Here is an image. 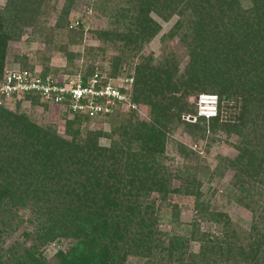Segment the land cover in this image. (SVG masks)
I'll return each mask as SVG.
<instances>
[{
  "label": "trees",
  "instance_id": "1",
  "mask_svg": "<svg viewBox=\"0 0 264 264\" xmlns=\"http://www.w3.org/2000/svg\"><path fill=\"white\" fill-rule=\"evenodd\" d=\"M72 1L48 28L41 19L47 0H5L0 8V84L8 44L19 43L26 33L28 47L36 41L44 44V51H37L42 63L52 51L69 63L77 59L79 53L69 51V46L77 36L82 38L83 25L78 19L74 28L68 21ZM241 1L102 0L111 25L95 32L101 46L87 50L104 57L103 45L113 46L118 53L108 69L91 64L84 71L77 66L57 71L43 65L37 71L25 55H14L20 68L41 76L81 72L85 81L95 71L112 78L125 72L133 78L125 92L128 101L149 106L150 119H141L135 109L123 113L120 104L112 113L96 117L66 110L72 118L66 119L65 134L60 135L55 126L41 125L19 110L23 101L47 105L39 103V97L12 99L16 111L3 100L0 238L21 229L23 239L7 249L0 247V264H124L131 255L145 259V264H264V0H247V6ZM152 15L163 21L177 17L160 42L178 38L188 57L182 71L173 52L158 59L151 53L142 55L161 29ZM58 32H65L67 41H57ZM85 54L87 58L89 53ZM200 94L217 97V116L196 117L195 101L190 103L189 98ZM187 115L195 116V122L182 119ZM105 119L109 133L84 126ZM179 126L194 139L220 132L235 135L237 154L222 158L210 170L199 164L194 151L176 142V154L184 162L167 165L169 133ZM103 136L111 140L109 146L99 144ZM225 170L233 171L230 190L256 215L247 231L235 229L229 216L219 212L213 219L222 226L220 236L195 237L196 232L188 238L175 229L172 233L160 229L162 207L172 194L208 204L204 179L210 184ZM207 209L197 203L201 218ZM177 216L173 205L169 222ZM191 240L200 242L198 253L191 251ZM62 241H69L66 250L56 251L47 261V246Z\"/></svg>",
  "mask_w": 264,
  "mask_h": 264
},
{
  "label": "rangeland",
  "instance_id": "2",
  "mask_svg": "<svg viewBox=\"0 0 264 264\" xmlns=\"http://www.w3.org/2000/svg\"><path fill=\"white\" fill-rule=\"evenodd\" d=\"M68 0H47V8H46V16L41 17L43 21H45L46 27H53L55 23H57V18L63 9L64 5ZM101 1V2H100ZM242 5L247 6L248 1L242 0ZM102 0H73L72 7L70 8L68 21L74 27L77 28L76 20L80 19L83 25L82 38L80 39L78 36L75 38L76 43L71 44L69 46V51L72 53H79L77 59L71 61L69 63L66 57L58 53L56 51H52L49 55H47L48 61L45 59V63H42L39 60V57L43 58L42 54H38L37 51H44V44L39 41L34 42L32 46H27L24 40L27 39V33L23 34L21 37V41L19 43H9L8 51L5 60V67L7 69L13 67H20L18 62H16L14 55H18L22 57L25 55L26 61L30 63V65H35L36 70L39 71L40 68L44 67L43 65L54 69V70H70L74 69L77 66L78 71H84L89 65H93L95 67H99L97 69H108L111 58L117 55V50L111 46L110 44L103 45L105 48V56L101 57L97 51L89 52L87 49L89 47L101 46V42L98 41L97 36L95 34L98 30L106 29L111 25L110 19L107 14H104V7L101 5ZM5 4V0H0V8ZM153 19L160 25L161 29L158 35H156L148 44L143 47L142 55H149L150 53L153 55L155 59H158L163 53L173 52L176 55L179 62L180 71L183 70L185 64L188 61V57L185 54V49L183 45L179 42L177 37H173L171 39H167L163 44L160 42L161 37L166 35L173 23L177 19V17H173L169 21H163L159 17L152 15ZM78 31V30H76ZM67 33V32H66ZM57 41H67V37L65 32H58L55 36ZM88 51V52H87ZM87 55L86 58V54ZM42 63V65L40 63ZM74 66V67H73ZM133 69V67L131 66ZM129 70L130 68H125ZM70 73H59V77L63 76H76L80 75L81 72H77L74 74ZM125 75V72H124ZM122 75V76H124ZM198 96H193L189 98V102L191 103L193 100L195 101V105L197 107ZM39 103L43 104L44 102L40 99ZM47 104V103H46ZM10 110L16 111L17 107L15 102L6 101V104ZM45 105V104H43ZM37 104L33 106L30 101H23L20 103L19 110L25 111L34 121L41 125H52L55 126L57 132L60 135L65 134V121L66 119H71L72 116L66 112L64 109H58L54 106ZM198 108V107H197ZM128 107L123 105L122 112L127 110ZM140 116L141 119L149 120L150 119V109L149 106L146 105H136V109L134 110ZM226 114V113H224ZM229 114V113H227ZM186 117H191L190 115L182 116V119L187 122H195L188 121ZM85 127L91 130L102 131L103 133L110 132V126L107 119L96 122H89L84 124ZM212 139V140H210ZM237 138L235 135H231L227 137L224 133H218L215 136L207 135L203 139H194L190 137L181 126L176 128L174 131L169 133V144L167 147L166 155L168 159H166L165 163L167 165L176 164L181 165L184 160L176 154L174 143L179 142L187 146L190 150L194 151L196 155L200 157L199 164L208 166L210 170H213L218 163H220L222 158H233L237 154L234 146L236 144ZM111 140L106 136H103L99 140V144L102 146H109ZM170 158V159H169ZM174 160H171V159ZM190 165H195L194 162H188ZM233 171L225 170L220 171V175L216 176L212 183H206V179H204L202 191L204 192V199L209 201L208 204L204 203L202 199L200 201L203 203L204 207L208 205L207 214L205 215V219L201 218L197 214V202L194 196H187L184 194H172L167 204L162 207L161 211V219H160V229L164 232H173L180 233L181 235H185L190 238L191 235L198 237L200 235H208V234H218L221 235V225L216 224L213 219V213L219 212L229 216L232 224L235 229L241 232L247 231L251 224V219L253 217V212H251L247 206H244L245 203L241 202L240 195L235 197V190L232 192L230 190L233 178ZM174 186H178L179 182L174 181ZM212 191H215V194H211ZM153 198L157 196L155 194L152 195ZM176 205V211H178V216L176 217V221L174 223L169 222L170 220V211L172 206ZM256 217V215L254 214ZM22 230L19 229L17 232L12 234L7 238H0V247L2 249H7L9 246L13 245L14 241L21 240L22 241ZM30 242L27 243L29 245ZM67 244L69 241H62V243H58L56 245L50 244L47 246L45 250L46 260L50 261L53 259V255L56 251L61 250L64 251L67 248ZM191 247V251L194 253H198L200 251V242H196L191 240L189 243ZM145 259H141L136 256H129L124 264H145Z\"/></svg>",
  "mask_w": 264,
  "mask_h": 264
},
{
  "label": "built area",
  "instance_id": "3",
  "mask_svg": "<svg viewBox=\"0 0 264 264\" xmlns=\"http://www.w3.org/2000/svg\"><path fill=\"white\" fill-rule=\"evenodd\" d=\"M133 78L120 76L108 77L95 71L84 81L82 75L53 77L41 76L37 71L20 67L6 69L0 84V105L3 100L21 99L25 95H35L44 103L58 109L86 115L89 117L104 116L113 112L120 104L129 109L136 106L128 101L125 92H129ZM197 116L209 119L217 116L218 99L215 95H198ZM195 116L186 117L195 121Z\"/></svg>",
  "mask_w": 264,
  "mask_h": 264
}]
</instances>
